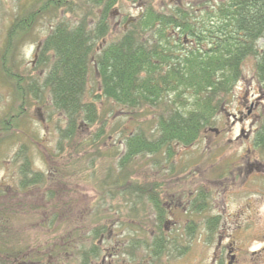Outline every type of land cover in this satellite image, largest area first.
Masks as SVG:
<instances>
[{"label":"rangeland","instance_id":"374dc122","mask_svg":"<svg viewBox=\"0 0 264 264\" xmlns=\"http://www.w3.org/2000/svg\"><path fill=\"white\" fill-rule=\"evenodd\" d=\"M34 1L0 0V48L14 15ZM91 1L74 0L72 8L76 14L87 9L92 15L100 14L101 9ZM220 1L154 0L152 4L166 12L180 5L200 16ZM77 5L87 8L79 10ZM143 6L142 2L117 0L109 9L108 31L98 44L118 38L129 22L139 17ZM60 16L74 19L69 12ZM57 18L46 16L39 21L32 30L33 38L20 46L16 60L26 72H38L34 66L39 39L47 35ZM257 44L264 45V37ZM89 74L88 88L97 89L93 68ZM245 96L248 102L259 100L257 108H253L257 115L253 127L258 128L264 121V87L257 79L253 56L244 59L239 79L223 98L213 124L197 141L188 146L176 143L171 163L160 154H142L131 164L133 177L139 181L162 182L159 195L164 216L160 223L165 234L180 235L190 224L196 229L183 254L177 252L180 245L175 246L177 249L170 245L155 264H264V171L246 175L242 169H235L241 162L238 154L249 144L246 131L241 132V127L248 129L250 124V119L245 118L247 107L242 106ZM95 100L100 109L112 107L105 122L108 137L93 135L99 123L90 127L81 123L75 138L61 139L60 146L59 133L66 120L52 106L50 96L45 92L42 101L18 97L0 73V214L13 217V242H28L30 262L31 258L45 261L54 246L68 245L69 254L65 256L73 257L70 264H77L74 259L80 255H74L73 249L83 238L87 239L86 248L95 243L100 249V255L89 264H151L154 260L146 244L156 232L155 223L159 224L151 202L135 196L127 200L122 192L99 202L96 187L98 179L107 174L105 168H110L112 177L116 174L124 151V135L138 129L149 131L161 108L144 106L131 115L129 109L110 100ZM210 128L221 132L217 135ZM21 147L26 148L32 169L43 172V182L19 186ZM260 161L264 166V155ZM107 188L108 185L106 192ZM200 193L207 195V206L202 211L189 212ZM133 206L137 214L130 212ZM217 215L218 224L209 232L205 220ZM103 225L102 232L97 230ZM186 242L184 239L179 244ZM49 256L48 260L56 261V256Z\"/></svg>","mask_w":264,"mask_h":264},{"label":"trees","instance_id":"16d2710c","mask_svg":"<svg viewBox=\"0 0 264 264\" xmlns=\"http://www.w3.org/2000/svg\"><path fill=\"white\" fill-rule=\"evenodd\" d=\"M73 1L35 0L17 11L0 48L2 78L18 97L42 101L45 92L50 96L52 106L66 120L59 133L60 146L61 139L75 138L81 123L88 127L99 123L93 135L108 137L105 122L112 107L100 109L95 98L126 107L131 115L144 106L161 108L149 131L138 129L124 135V151L118 159L116 174L112 177L110 168H105L106 176L97 181L100 192L97 201L120 192L127 200L133 196L147 198L159 221L155 223L156 232L150 244L146 243L155 260L151 264L157 263L170 245H180L175 248L183 254L190 247L195 227L188 225L180 235L165 234L166 229L160 223L164 216L159 195L162 182L139 181L130 167L135 157L142 154H160L171 163L176 143L188 146L197 141L206 127L213 124L223 98L241 75L246 57L255 59L256 76L264 87V45L257 44L264 37V0H221L199 17L180 5L166 12L155 9L154 0H128L144 4L139 17L133 18L118 38L104 44L98 42L108 31L109 9L117 0H92L101 9L100 14L93 15L89 9L76 14ZM63 12L74 14V19L63 18L60 16ZM46 16L58 18L47 35L39 39L34 66L38 72L32 74L18 63L16 54L22 43L33 38V28ZM91 68L99 91L88 88ZM253 142L260 157L264 155V121H260ZM20 152L19 186L43 182L44 174L32 169L26 148L21 147ZM206 197L200 193L189 212L202 211L207 206ZM130 212L137 214V207H131ZM2 218L6 220L7 216ZM218 220V215L206 218L209 232L216 228ZM104 228L103 225L97 230L102 232ZM184 239L188 242L179 244ZM86 241L85 238L78 241L79 264H87L91 256L99 255L98 246L93 243L86 248ZM22 244L15 240L14 253L22 251ZM69 248L54 246L45 261L31 258V262L70 264L72 257L65 256ZM49 255L54 259L56 256V261L48 260Z\"/></svg>","mask_w":264,"mask_h":264},{"label":"flooded vegetation","instance_id":"af4514ba","mask_svg":"<svg viewBox=\"0 0 264 264\" xmlns=\"http://www.w3.org/2000/svg\"><path fill=\"white\" fill-rule=\"evenodd\" d=\"M258 103H259L258 98H254V100L250 99L248 102L247 96L244 97V101L242 103L243 108L247 107V110L245 112L248 116H246L245 118L250 119V124H249L248 129L241 127V132L243 133L246 131V133H244V136L247 139L246 141L247 142L249 141V144L246 145L245 149L242 150L238 154L239 155V161L241 160V162L237 165V168H235V169H238V171H240L242 169L241 171H245L246 175L250 174L252 171L253 172H255V171L260 172L262 170L264 171V166L262 165L263 163L260 161V154L258 153L257 149L254 148V142H253V137H254L255 131L257 129V128L253 127V123L257 120L256 119L257 115L254 112L255 110L253 111V108H257ZM243 108L238 109L239 114H241V112L244 111ZM210 130H211V128H210ZM205 131H207V130L205 129L204 132ZM211 131H214L217 135L220 134V132H221L217 128H214V130H211ZM3 216H4L3 214H0V218L2 219V221L0 222V264H33L32 262L29 261L28 249H26V247L28 246L27 245L28 242L22 244V247H23L22 251L16 250V252L14 253V251H13V247H14L13 238H14V236H13V233L11 232V230L14 226L12 223H15V221L13 220V217L9 214L6 215L7 216L6 220H4L2 218ZM92 245L93 244H91L90 247H92ZM78 246L79 245H77L73 249L74 255H75V253H78V251H77ZM3 247H5V249H3ZM90 247H87V248H90ZM229 250L231 251L230 248H229ZM92 254H90V256ZM77 255H79V253ZM99 255H100V251H99ZM97 257H95V258H97ZM79 258L80 257L77 256L74 259L77 261V264H79V262H80V261H78ZM72 259H73V257H72ZM93 259H94V256H91L89 261L90 260L92 261ZM89 261L87 264H89Z\"/></svg>","mask_w":264,"mask_h":264}]
</instances>
